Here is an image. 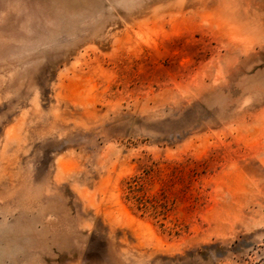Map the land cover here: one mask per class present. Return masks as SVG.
I'll use <instances>...</instances> for the list:
<instances>
[{"label": "rangeland", "instance_id": "1", "mask_svg": "<svg viewBox=\"0 0 264 264\" xmlns=\"http://www.w3.org/2000/svg\"><path fill=\"white\" fill-rule=\"evenodd\" d=\"M0 264H264V0H0Z\"/></svg>", "mask_w": 264, "mask_h": 264}]
</instances>
